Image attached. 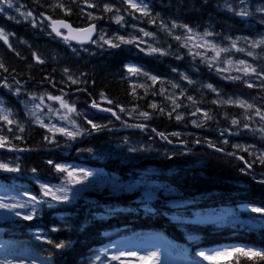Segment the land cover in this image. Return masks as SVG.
Returning a JSON list of instances; mask_svg holds the SVG:
<instances>
[{
    "label": "trees",
    "instance_id": "trees-1",
    "mask_svg": "<svg viewBox=\"0 0 264 264\" xmlns=\"http://www.w3.org/2000/svg\"><path fill=\"white\" fill-rule=\"evenodd\" d=\"M144 1L148 2L151 16L141 15L123 0H12L14 7L0 13V29L8 38V43L0 39V64L4 66L0 68V99L12 113L9 119L14 121L9 125L0 119V135L9 141L0 148V163L20 169L15 173L0 171V187L15 193L40 194V184L54 186L62 180L63 173H57L48 164L52 160L56 164L114 176L122 182L150 183L157 190V196L152 198L144 195V187L116 193L109 192L108 188L100 192L83 190L71 202L57 204L55 208H48L46 204L38 206V214L31 222L0 219V254L28 256L45 264L41 257L47 256L44 250L51 246L36 240V233L57 242L71 241V247L55 257L53 264H90V261L99 264L103 256L99 261L95 257L103 249L119 240L146 236L160 238L170 255L191 262L199 261L200 257L195 255L199 251L243 247L264 252V216L250 210L252 207L264 208V183H261L264 181V164L233 144L235 140L250 141L257 132L261 139H252L249 143L254 142L264 150V133L258 131L264 121L254 110H248L247 116L251 119H246L243 108L219 102L222 95L264 96V82L252 87L237 84L239 80L225 78L223 73L190 55L173 37L165 35L162 39L170 44L161 47L169 55H146L130 45H123L121 49L106 45L100 48L95 43L86 47L72 46L52 33L47 19L63 20L76 28L95 24L98 33L104 32L109 38L114 35L126 38L130 35L129 25L146 27L161 35L149 24L153 20L158 23L169 20L170 24L175 22L199 31L209 28L215 39L221 41L234 36H257V32H261L255 29L257 26L250 18L241 19L228 10L226 0ZM58 3L63 8L56 7ZM89 4L94 7H88ZM106 5L112 8L111 12L104 10ZM68 9L70 13L66 11ZM27 12H31L32 17L26 20L20 13ZM117 15L124 17L123 26L112 23ZM178 56L181 58L177 59ZM36 57L44 62L38 63ZM255 61L261 64L260 60ZM127 65L141 67L157 76L158 82L153 83L143 76H130ZM180 73L187 75L193 83H188ZM72 80L77 82L72 83ZM5 82L9 87L3 86ZM169 83L182 86V96L175 98L176 103L183 105L185 100L201 105L204 113L209 114L211 118L204 117L203 126L190 128L187 110L178 108L173 112L170 100L160 96L161 84ZM208 84L216 91L207 88ZM17 89L20 90L18 96L14 94ZM46 94L63 96L75 105L81 115L73 117L80 121L82 135L75 140L58 132L53 135L33 120L29 111L31 96L43 95L47 99ZM108 100L113 103L109 104ZM93 101L99 108L91 106ZM260 101L264 102V98ZM153 103L157 105L156 109L150 106ZM117 105L125 111L121 112ZM101 108L112 109L120 119ZM140 112L149 113L150 118L145 120L139 116ZM177 113L183 119L177 120ZM233 119L239 120L240 124L233 126ZM89 120L105 127L100 131L91 129ZM17 122L24 128L23 132L19 131ZM133 124L146 127L142 130L125 126ZM244 124L249 127L244 128ZM9 128L12 131H8ZM157 133H163L167 139ZM173 133H179V136ZM17 136L21 138L16 139ZM122 137L128 141L140 139L145 148L151 149L150 154L146 153L142 159L123 160L104 158L96 152L103 153L102 143ZM225 140H229L228 143L225 144ZM10 147L24 151H9ZM211 148L222 149L223 153ZM244 161L252 167L246 169ZM164 191H167L166 195ZM170 201L182 205L172 207ZM196 214L216 216L220 220L204 224L181 221ZM248 222L259 226L249 227ZM53 227L59 231L52 232ZM237 260L239 264H264L259 257L249 259L238 254L208 264H236Z\"/></svg>",
    "mask_w": 264,
    "mask_h": 264
},
{
    "label": "snow or ice",
    "instance_id": "snow-or-ice-1",
    "mask_svg": "<svg viewBox=\"0 0 264 264\" xmlns=\"http://www.w3.org/2000/svg\"><path fill=\"white\" fill-rule=\"evenodd\" d=\"M124 3H127L130 8L138 11L141 13L143 16H151L150 10L148 8V5L144 3V0H140L139 3L136 2V0H123ZM243 2V0H242ZM56 7L63 8V5L58 3L55 5ZM14 7L12 0H0V13H3L5 11V8L7 9H12ZM88 7H94L93 4H89ZM17 12H19V9H16ZM105 11L111 12L112 8L108 5L105 6ZM231 10V9H229ZM68 13H70V9L66 10ZM119 11V10H117ZM20 15L24 16L25 19L27 20L29 17H32L31 12L27 13H20ZM236 15H239L241 17L250 15L246 11L241 10L240 12H237ZM91 16V14H89ZM9 19H14V17L9 16ZM135 18V17H134ZM50 20V27L52 28V31L55 32L56 36L61 37L66 43L70 42V40L75 39L78 43L80 44H85V43H95L97 44L98 47L104 48L106 45L108 48L111 49H121L123 45H130L133 46L134 48L138 49L140 52L145 53L146 55H169L166 50H163L157 46H154L153 44L148 43L143 39V37H149L150 39L155 40V34L145 31L143 28L138 29L139 32H141L143 35L142 37H136L129 35L128 38H125L124 35H114L112 37H107L106 33L96 32V25L92 24L88 27L82 28V29H73L70 24L66 23L63 20H51V18H47ZM114 22L117 24H120L123 26V21L124 17L117 15L114 18ZM20 21L17 20V23ZM155 23V20L152 21ZM33 26H35V23H33ZM181 28L183 29V34H174L173 29L176 28ZM60 28L67 29L68 33H75V35H66L60 31ZM161 30L165 31L169 36H172L173 39H175L180 47H185L189 49V54L192 55L193 57L200 56L201 59L207 63L209 68L216 67L217 71H224V72H230L232 70L237 71V72H242L244 76H248L250 74H257L256 68L252 67L250 64H248L245 60L239 59L236 61H233L230 58H223L221 59L222 54L224 53H229L233 49L237 52H246V55L252 56L253 53L251 51H246L244 48L237 47L238 39L232 40L231 44L229 47H222L214 43L213 41H210L207 39V37L212 36L213 33L205 31L203 34H198L194 33L191 28H189L187 25H177L175 22L171 24V28H169L167 25L161 23L160 25ZM93 36H96L97 38L93 40ZM0 39H3L5 43H8V38L7 35L3 32L2 29H0ZM246 39V38H245ZM195 41V43H193ZM247 42V40H246ZM158 44L159 41H156ZM141 44H145L147 47H140ZM264 45V38L260 40H255L250 43V47L256 48ZM193 48H203L204 51H192ZM75 51V49H73ZM212 52L213 55L211 57L207 56L208 52ZM181 57H177V59H180ZM36 60L38 63H43L44 61L41 60L39 57H36ZM223 63L225 65H228L229 67H224L221 68L220 64ZM3 64H0V68H3ZM7 71V69H4ZM127 72L130 74V76H143L146 78V80H151L153 83L158 82L159 78L155 75L150 74L149 72L145 71L141 67H138L136 65H127L126 66ZM67 69H65V72L67 73ZM173 71H177V69H173ZM181 77L185 80L188 81V83H193L192 80L188 78L187 75L180 73ZM228 79H234V80H239L242 79L241 76H228L225 77ZM71 79V78H70ZM76 80H72V83H76ZM4 87H9V85L5 82L3 85ZM143 87L144 85H140ZM253 85L251 83H248V87H252ZM173 88L178 87L177 84H172ZM207 88L211 89L212 91H216V89L212 88L211 84L206 85ZM165 90L162 88L161 93H163ZM15 95L20 94V90L17 89L16 92L14 93ZM155 94V93H154ZM47 99L50 101H54L60 104V109H54L51 107V105H45V107L48 108L49 113H57L59 114L61 110H64V114L59 116V118L64 121L67 124L71 125V128L74 130H69L68 127H57L56 125H45L43 120L40 119V117L37 115V110L43 111L44 109L41 107V105L44 104V99L45 96H35L32 95L31 99L33 101L39 100L40 103L34 104L32 108L29 110L30 114L33 117H36L37 122L40 124V127H47L48 131L53 133L55 135L56 132H59L60 135L66 136L70 140H75L77 136L82 135L83 131L77 126L76 120L73 119V116H79L81 115L80 113L77 112L75 105L70 104L68 101H66L63 96H53L51 94H46ZM103 97V94H101ZM169 97H166V99ZM106 99V98H105ZM189 100H192V97H188ZM109 104L113 103L111 100L107 101ZM214 103H217L218 101H213ZM220 103H226V104H231L240 108H243L245 110V118L246 119H251V117L247 116L248 110L253 109V105L250 103H247L244 100H232L228 99L226 101H219ZM173 108L172 111L174 112L177 108L181 107L179 103H176V100H172ZM93 108H99V105L97 102L93 101L92 105ZM153 109L157 108V105L155 103L150 105ZM119 110L121 112H124L125 109L120 108L119 105H117ZM101 111L104 112H111L113 116H116L117 119H120V117L117 115L115 111H113L110 108H101ZM161 112L164 111L163 108L160 109ZM200 110L197 109L196 112H199ZM171 112L168 113V115L171 117ZM196 113L194 112L193 115ZM12 115L11 111L3 106V100L0 99V119L4 120L7 122V124L11 125L14 123L12 119H9V117ZM204 117L206 119H210L211 117L207 112L203 113ZM255 115L260 118L261 121H264V112H261L259 108H255ZM139 116L143 117L145 120L149 119V113L147 112H140ZM177 120L183 119V116L179 113L176 115ZM88 123L91 125V129H95L97 131L102 130L105 126L104 125H99L96 123H93L91 120L88 121ZM196 124V126H203L201 124H197V122H193ZM233 126H238L240 124V121L237 119H233L231 121ZM126 127H135V128H140L144 129L146 125L144 124H133V125H125ZM17 127L19 128L20 132L24 131V128L20 126L17 122ZM244 128H248V124L243 125ZM91 129H89V134L91 133ZM8 131H12L11 128L8 129ZM152 131H155V129H152ZM256 131V130H253ZM261 133H264V126L260 127L258 129ZM158 135L161 136L163 139H167V137L163 133H157ZM223 135V133H221ZM173 135L179 136V133H173ZM16 139H20L21 137L17 136L15 137ZM45 139L48 140L50 143H52V139L48 136H45ZM9 143L8 138L6 136L0 135V148H4L7 144ZM171 143V141H169ZM199 143V141H197ZM224 143H228L227 140L224 141ZM210 147H214L211 143H209ZM235 147L239 148L241 151H249V147H244L241 145H235ZM9 151H24V149H18L15 147H10L8 149ZM88 151H92V149H88ZM129 151H137V149H129ZM216 151H222V149L217 148ZM230 155H235V153H230ZM238 159L243 160V157H238ZM257 160L261 164H264V153H261L256 157ZM48 164L51 165L54 170L57 173H63L66 175L68 178H72L75 180L76 184H84L87 181V178L92 175L90 172L86 170H76L71 168L70 166L66 165H61V164H56L52 160L48 161ZM244 166L245 168H251L252 164L249 163L248 161H244ZM0 171L3 172H8V173H15L19 172V166L16 167H9L7 163H0ZM36 170L33 169V172ZM242 172H244V169H241ZM245 175H247V172H244ZM80 176L81 178H77V176ZM68 179H63L61 185L50 187L46 184H41L40 189L41 192L38 195H33L27 192H24L22 195H26L27 199L26 200H17L15 197H12V200L14 202L8 203L5 201L3 197H0V210H3L7 213H12L13 216L19 217L21 220L24 221H33L37 214H38V206L41 205H47L48 208H55L57 204H63V203H69V192L71 191V188L68 187ZM261 183H264V181H261ZM72 187H75V184L72 185ZM42 197H48V200L43 199ZM50 201H54L55 203H52ZM22 210V211H21ZM251 212L253 213H258L261 216H264V208H257V207H252ZM13 216H7L4 217L5 219H12ZM52 232H57L59 229L53 227L51 229ZM35 239L38 241H41L43 244L50 245V249H45L44 251H47V256L41 257V260L45 262V264H53L54 258L59 256L64 250L69 249L71 247V241H64L60 240L59 242L51 239V238H45L42 237L40 233L35 234ZM55 250V251H53ZM233 254H238L240 256L248 257L249 259L253 257H259L260 259L264 260V252L257 251L254 249H246L243 247H234L230 249H223V250H215L213 252L206 253L204 251H199L195 255L199 256L202 261H212L218 258L222 257H227V256H232ZM100 256H105L107 258V252H100L96 257L95 260L99 261ZM122 256H131L135 257L137 264H161V252L159 250H154V251H146L143 255L138 254L136 251H130V252H124L120 251L118 254L112 255L109 259V264H111V261H117L118 264H125L123 260H121ZM0 264H12L11 260L4 259L0 260ZM33 264H35V260H33ZM90 264H94L93 261H90ZM192 264H201L200 261H192ZM236 264H239V260H237Z\"/></svg>",
    "mask_w": 264,
    "mask_h": 264
},
{
    "label": "rangeland",
    "instance_id": "rangeland-1",
    "mask_svg": "<svg viewBox=\"0 0 264 264\" xmlns=\"http://www.w3.org/2000/svg\"><path fill=\"white\" fill-rule=\"evenodd\" d=\"M252 1L255 2V4H256V5H254L255 8L253 10L256 13L258 19L262 21V19L264 18V1L263 0H252ZM252 1L251 0H243V2H242V0H226V3H227L226 7L228 10L231 9V12L235 15L237 12H240L241 10L246 11L247 13H249L251 15L253 13L249 9H251L250 7L253 4ZM136 2L139 3L140 1L136 0ZM144 3H146V2L144 1ZM250 15H247V16H250ZM112 23H115V22L113 21ZM161 23H163V24L167 25L169 28H171L169 20L163 21ZM161 23L149 22V24L152 27H154L155 29H157L158 31H160L162 33L161 35H159L158 33H155V32H151L146 27L138 26L139 28H136V26L129 25L130 35L136 36V37H142L143 34L141 32H139L138 29L143 28L145 31L154 33L155 34V40L150 39L149 37H143V39L145 41H147L148 43L153 44L154 46H157V47L162 49L161 46L164 45L165 43L170 44V42L168 40L162 39V36L163 35H165L166 37H172V36H169L165 31L161 30V28H160ZM115 24H117V23H115ZM49 25H50V22H49ZM189 28H191V27H189ZM191 29L193 30L194 33H198V34H203L205 31L212 33L211 29H209V28H206V29H203L200 31L197 29H194V28H191ZM258 29L261 32H257L258 33L257 36L245 37L246 39L244 37H241V36H234V37H230L228 39H224L221 41V40L215 39L214 34L212 36L207 37L208 40L213 41L214 43H216L217 45L222 46V47H229L232 40H236L237 38H239L238 43H237V47L244 48L246 51H251L253 53L252 56H248V55H246V52H237L233 49L229 53L222 54L221 59H223L225 57L230 58L233 61L243 59L248 64H250L252 67L256 68L257 74H250L248 76H244L242 72H237L234 70H232L230 72L218 71L220 73H223L225 75V77L241 76L242 79H239L240 82H237V84H240V85L244 84L245 86H248V83H251L254 86V85H259L260 83L264 82V45H262L260 47H256V48L250 47V43L252 41L260 40V39L264 38V34H263L264 33V26H262L261 28H258ZM172 31L174 34L175 33L183 34L184 30L178 27L176 29H173ZM126 38H128V36ZM246 40H247V42H246ZM156 41H159V43L157 44ZM193 43H195V41H193ZM140 47L146 48L147 46L145 44H141ZM186 49L189 51L188 48H186ZM192 51L203 52L204 49L203 48H199V49L193 48ZM212 55H213V53L210 51L207 53V56H209V57H211ZM196 58L201 59L200 56H196ZM255 60H260L261 64H258ZM201 61H203V60L201 59ZM220 67L224 68V67H229V66L221 63ZM212 68L216 70L215 66ZM241 82H244V83H241ZM172 84L173 83L161 84V87L159 89L160 96L164 97V99H165V97H169L167 99L170 100L169 105L171 106V109L173 108L172 100L175 99L176 97L181 98V96H182V92H180V87L182 88V86L179 85L178 87L173 88ZM174 84H176V83H174ZM262 86H264V85H262ZM162 88L165 90L163 93H161ZM229 98L232 100H237V99L244 100L247 103L252 104L254 107L251 110L255 111V108H259L261 110V112L264 111V108L262 106V105H264V102L260 101V98H264V96H258V95L254 96V94L253 95H251V94H249V95L233 94V95H222L220 97V100L226 101ZM45 100H48V99H45ZM45 100H44V104L41 105V107L44 110L42 112L37 110V115L40 117L41 120H43L44 124L45 125H53L54 124L58 128L61 126H64V127H68L69 130H74L71 128L70 124L65 123L64 121H62L59 118V116L64 114V110H61V112L59 114L49 113L48 108L45 107V105H51V107L54 109H60V104L57 102H56V104H53L54 101L48 100L49 102H46ZM38 103H40L39 100H35V101L32 100V102L30 103V107L32 108V106L34 104H38ZM183 103L184 104L181 105V107H179V109L183 108V109L187 110L186 115L188 116L190 128L196 127V124L193 123L194 121L197 122V124L198 123L202 124V122L204 121V115H203L204 111L200 108L201 105L197 106L191 102H186L185 100H183ZM197 109H199L200 111L196 112ZM194 112L196 113L195 115H193ZM179 113H183V112L179 111ZM32 118L36 123H38L36 120V117L32 116ZM73 119H75V118L73 117ZM75 120H76L77 126L79 128H81L80 121H78V119H75ZM45 128L47 129V127H45ZM252 139L259 140V139H261V136L259 135V133L254 132V135L252 137H250V141L248 140L247 142L246 141L240 142V141L235 140V141H233V144H236V145L242 144V145H244V147L251 146L249 148V151H247V152L250 155L254 156L256 159V157L258 155H260L261 153H264V150H262L261 147H259L258 144L254 143V142L249 143V142H251ZM101 145L104 146L105 150L103 151V153H102V151L97 150L96 152L98 154L103 155L104 158L119 157L123 160H129L133 157H139V159H142L145 157L146 153L150 154V150H151L148 147L145 148V146H146L145 143L142 142L138 138H137V140L132 139L130 141L126 140L123 137L122 138H114V139H111V141L109 143H105V144L102 143ZM232 147H234V146H232ZM129 149H137V151H129ZM71 168L76 169V170H81L78 167H71ZM86 171H88V170H86ZM88 172H90L92 175H90L87 178V181L84 184H76L74 179L66 177L65 174H63L61 176L62 180L66 178L69 181L67 186L71 188V191L68 194L70 201H72L76 197L77 192H80L83 190H95V191L100 192L104 188H108L109 192L116 193V192H119L121 190L132 191L133 189L139 188L141 186H144V190H143L144 195L148 194L149 198L156 197L157 191L154 189L153 185H151V184H146L145 182H139V181H136L134 183L126 181V182L122 183L116 177H112V176L107 177V176H105L99 172H96V171H88ZM77 178H81V177L78 175ZM62 180L59 184L54 185V186L61 185ZM73 184H75V187H72ZM54 186H50V187H54ZM166 194L167 193H165V195ZM0 197H3L5 199V201L8 203L14 202L12 200V197H15L17 200H20L19 196L14 195L13 193H11L8 190H0ZM169 204L172 207H179L182 205L181 203L176 202V201H170ZM7 216H13V214L7 213L3 210H0V217H7ZM16 218H19V217L13 216L12 219H16ZM219 219L220 218H217V217L197 216V214H196V216L193 219L184 218L183 221L193 222V223H213V222L219 221ZM248 225L250 227H258L259 226L257 223H254V222H248ZM154 250H159L161 252V264H192L191 261L185 260L181 257L172 256L168 252H166L165 247L162 245L161 241L157 237H147L144 239H135V240H122V241L118 242L116 245L109 247V248L104 250L107 252V258L105 257L102 261H100L99 264H109L108 258H110L112 255L118 254L120 251H124V252L136 251V252H138V254L143 255L146 251H154ZM211 252H213V251H211ZM206 253H209V252L207 251ZM4 259L11 260L12 264H33L32 263L33 261H31L29 258H26V257H20V259H17V258L4 257V256L0 255V260H4ZM121 260H123L125 262V264H137L135 257L122 256ZM200 261L204 264H208V263L213 262L214 260L202 261L200 258ZM111 264H118V262L117 261H111Z\"/></svg>",
    "mask_w": 264,
    "mask_h": 264
},
{
    "label": "water",
    "instance_id": "water-1",
    "mask_svg": "<svg viewBox=\"0 0 264 264\" xmlns=\"http://www.w3.org/2000/svg\"><path fill=\"white\" fill-rule=\"evenodd\" d=\"M57 21H59V20H57ZM66 23H68V22H66ZM69 24V23H68ZM71 25V24H70ZM90 26V25H89ZM71 27L73 28V29H82V28H76V27H73L72 25H71ZM88 27V26H87ZM85 28V27H84ZM60 31L62 32V33H65L66 35H75V33H68V31H67V29H63V28H60ZM96 32H97V28H96ZM54 34H55V32H53ZM56 35V34H55ZM59 37V36H58ZM95 37L96 36H93V40L95 39ZM61 38V37H60ZM69 43H71L73 46H77V47H81V46H88V45H90L91 43H85V44H80V43H78L75 39H72V40H70V42ZM213 150V149H212Z\"/></svg>",
    "mask_w": 264,
    "mask_h": 264
},
{
    "label": "flooded vegetation",
    "instance_id": "flooded-vegetation-1",
    "mask_svg": "<svg viewBox=\"0 0 264 264\" xmlns=\"http://www.w3.org/2000/svg\"><path fill=\"white\" fill-rule=\"evenodd\" d=\"M264 1V0H263ZM256 17V22H255V24L258 26V27H262V26H264V23L263 22H261L259 19H258V17H257V15L255 16ZM262 21H264V18L262 19Z\"/></svg>",
    "mask_w": 264,
    "mask_h": 264
},
{
    "label": "bare ground",
    "instance_id": "bare-ground-1",
    "mask_svg": "<svg viewBox=\"0 0 264 264\" xmlns=\"http://www.w3.org/2000/svg\"><path fill=\"white\" fill-rule=\"evenodd\" d=\"M171 25V24H170ZM255 30V29H254ZM256 33V32H255ZM220 98V97H219ZM229 141V140H228ZM237 141V140H236ZM247 142V141H246ZM233 145V144H232Z\"/></svg>",
    "mask_w": 264,
    "mask_h": 264
}]
</instances>
